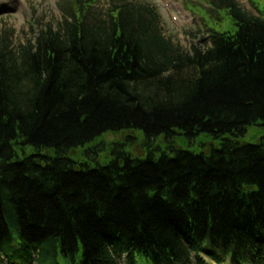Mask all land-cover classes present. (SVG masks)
<instances>
[{
	"label": "trees",
	"instance_id": "16d2710c",
	"mask_svg": "<svg viewBox=\"0 0 264 264\" xmlns=\"http://www.w3.org/2000/svg\"><path fill=\"white\" fill-rule=\"evenodd\" d=\"M57 2L17 47L0 31V264H264V137L238 141L264 129V10L205 0L234 30L189 52L147 3ZM134 129L142 157L84 149Z\"/></svg>",
	"mask_w": 264,
	"mask_h": 264
},
{
	"label": "rangeland",
	"instance_id": "374dc122",
	"mask_svg": "<svg viewBox=\"0 0 264 264\" xmlns=\"http://www.w3.org/2000/svg\"><path fill=\"white\" fill-rule=\"evenodd\" d=\"M97 10L105 12L109 7V0H93ZM153 7L159 15L160 27L163 35L174 44L186 51H191L192 45L208 47L207 29L222 31H233V23L230 17L222 10L216 12L214 9L207 11L205 0H138ZM240 7L248 14L259 16L264 10V0H237ZM61 19L57 0H0V31L8 35L14 47L32 38L33 31L44 24L56 25ZM126 136L134 137V142L126 147V151L132 156L142 157L144 151L141 144L144 141L141 130H124L120 132H108L85 146L84 149L96 144H109L123 141ZM264 137V129L260 127H249L247 132L238 141L243 144L257 143ZM201 141V140H199ZM155 143H160L157 139ZM210 145L217 146L218 142H207L205 147L194 145H182L176 142L175 146L193 152H207ZM83 148L74 149L70 157L74 160L83 159ZM99 164L107 161L104 152H100L96 158ZM194 256V255H192ZM137 264H149L139 256L136 257ZM204 264H214L202 256ZM124 264V259L118 260ZM59 264H64L59 260ZM193 264H196L193 262Z\"/></svg>",
	"mask_w": 264,
	"mask_h": 264
}]
</instances>
